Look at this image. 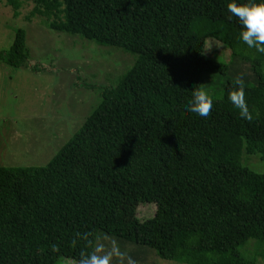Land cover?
Returning <instances> with one entry per match:
<instances>
[{
    "label": "trees",
    "instance_id": "trees-1",
    "mask_svg": "<svg viewBox=\"0 0 264 264\" xmlns=\"http://www.w3.org/2000/svg\"><path fill=\"white\" fill-rule=\"evenodd\" d=\"M28 1V20L136 58L45 165L0 166V264H80L98 232L177 264H256L240 247L264 243V173L243 153L264 163V53L240 38L231 0ZM6 3L18 17L20 1ZM211 38L250 65L251 120L229 99L241 76L205 53ZM29 56L17 29L0 62ZM201 87L213 100L206 118L185 110ZM140 203L156 205L145 220Z\"/></svg>",
    "mask_w": 264,
    "mask_h": 264
},
{
    "label": "rangeland",
    "instance_id": "rangeland-1",
    "mask_svg": "<svg viewBox=\"0 0 264 264\" xmlns=\"http://www.w3.org/2000/svg\"><path fill=\"white\" fill-rule=\"evenodd\" d=\"M19 1L15 18L11 6L0 0V52L8 50L16 30L23 29L30 55L28 65L19 68L0 62V166L7 167L45 165L99 104L101 87L115 86L136 58L121 47L49 30L40 16L28 20L33 3ZM205 53L227 61L231 75L252 78L250 65L231 61L230 51L219 40H206ZM212 91L216 92L214 87ZM243 157L252 171L264 173L258 154L243 153ZM155 206L140 203L136 217L147 219ZM251 244H255L252 250L248 248ZM93 247V254L110 256V264H129L130 260L134 264H177L160 259L150 248L102 232L97 233ZM240 253L264 264V243L250 239ZM56 264L79 263L63 257Z\"/></svg>",
    "mask_w": 264,
    "mask_h": 264
},
{
    "label": "clouds",
    "instance_id": "clouds-1",
    "mask_svg": "<svg viewBox=\"0 0 264 264\" xmlns=\"http://www.w3.org/2000/svg\"><path fill=\"white\" fill-rule=\"evenodd\" d=\"M228 11L238 19L241 27L240 38L250 48L264 53V0H231ZM232 104L240 110L242 118L251 120L252 116L245 99L244 82L238 77L235 90L230 94ZM213 100L205 88H196L185 105V110L200 117H208ZM110 256L91 254L81 259L80 264H110ZM129 264H134L131 260Z\"/></svg>",
    "mask_w": 264,
    "mask_h": 264
}]
</instances>
